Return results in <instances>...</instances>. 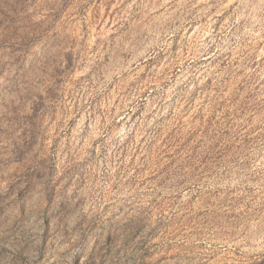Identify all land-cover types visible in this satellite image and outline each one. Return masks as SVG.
I'll list each match as a JSON object with an SVG mask.
<instances>
[{"label":"rangeland","instance_id":"1","mask_svg":"<svg viewBox=\"0 0 264 264\" xmlns=\"http://www.w3.org/2000/svg\"><path fill=\"white\" fill-rule=\"evenodd\" d=\"M0 264H264V0H0Z\"/></svg>","mask_w":264,"mask_h":264}]
</instances>
